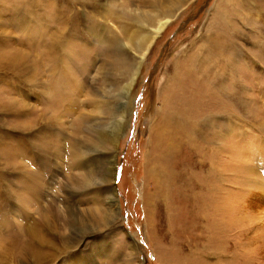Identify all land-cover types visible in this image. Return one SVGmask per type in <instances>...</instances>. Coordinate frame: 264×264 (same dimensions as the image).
Instances as JSON below:
<instances>
[{"label":"rangeland","instance_id":"374dc122","mask_svg":"<svg viewBox=\"0 0 264 264\" xmlns=\"http://www.w3.org/2000/svg\"><path fill=\"white\" fill-rule=\"evenodd\" d=\"M0 264H264V0H0Z\"/></svg>","mask_w":264,"mask_h":264},{"label":"bare ground","instance_id":"6f19581e","mask_svg":"<svg viewBox=\"0 0 264 264\" xmlns=\"http://www.w3.org/2000/svg\"><path fill=\"white\" fill-rule=\"evenodd\" d=\"M174 13V12H173ZM173 16H175V14H172V16L171 15H167L166 16V18L164 19V21H161L160 23H159V25L155 28V30H154V32L152 33V34H150L149 36H148V38H147V36H144V39L141 41V44L139 45V48L140 49H143V51H147L149 48H150V46H151V44L153 43V41H154V39H155V37H156V35H158L166 26H167V24H168V22H170V20H171V18L173 17ZM143 45H144V48H142L143 47ZM145 54V53H144ZM144 54H143V58H144ZM142 56V55H141ZM141 56H140V58H139V61H140V59H141ZM142 58V59H143ZM141 62L142 61H140L139 63H138V67H137V70H136V73H134V75L131 77V79H130V82H129V84H128V88H129V92L131 91V89H132V87L134 86V83H135V80L137 79V76L139 75V68H140V65H141ZM137 66V65H136ZM135 71V70H134ZM138 71V72H137ZM80 82H78V84H79ZM76 96H78V95H76ZM51 100V99H50ZM54 106V105H53ZM72 106V105H71ZM69 107V106H68ZM122 110H121V115H120V118H124V114H127V112H126V106H124V107H122L121 108ZM159 125H161L160 123H159ZM163 126V125H162ZM163 128L164 127H160L159 126V128H158V131L159 130H163ZM124 129H125V127H123L122 128V132L124 131ZM99 130V129H98ZM120 130V129H119ZM118 131V130H117ZM117 131H115V132H113V134L110 136L111 137V140L114 142V140H115V135H116V133H117ZM121 131V130H120ZM163 133H165V131H163ZM118 134H119V131H118ZM119 137V136H118ZM118 137H117V139H118ZM167 137L166 136H164L163 138H162V141L163 142H168L169 141V139H166ZM116 139V140H117ZM157 140V139H156ZM111 142V141H110ZM115 143V142H114ZM102 144V143H101ZM106 144H108V143H106ZM100 145V144H99ZM113 145V144H112ZM162 146H164V145H162ZM159 148V147H158ZM157 148V149H158ZM17 149V148H16ZM22 149V148H21ZM104 149V148H103ZM104 152V151H103ZM22 161V160H21ZM26 161V160H25ZM111 161V160H110ZM109 172H111V168H109L108 169V172H106L105 174H106V178H103L102 179V182H106V181H110L112 178H111V174L109 175ZM114 189V192H113V190H111V191H106L107 192V194H108V196H110V198H111V202H110V209L115 213V215H116V212H117V210H116V207H115V202L117 201L116 200V192H115V188H113ZM105 192V193H106ZM106 195V194H105ZM109 209V210H110ZM41 234V233H40Z\"/></svg>","mask_w":264,"mask_h":264}]
</instances>
